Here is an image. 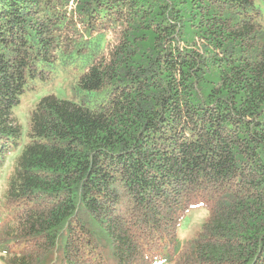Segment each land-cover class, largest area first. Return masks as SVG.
I'll list each match as a JSON object with an SVG mask.
<instances>
[{"label":"trees","instance_id":"trees-1","mask_svg":"<svg viewBox=\"0 0 264 264\" xmlns=\"http://www.w3.org/2000/svg\"><path fill=\"white\" fill-rule=\"evenodd\" d=\"M259 1L0 0V264H264Z\"/></svg>","mask_w":264,"mask_h":264},{"label":"rangeland","instance_id":"rangeland-1","mask_svg":"<svg viewBox=\"0 0 264 264\" xmlns=\"http://www.w3.org/2000/svg\"><path fill=\"white\" fill-rule=\"evenodd\" d=\"M259 5L261 6L264 18V0L259 1ZM66 83H63L61 78H58L56 82H53L51 85L38 83L34 85V89L32 92L28 93V97H21L20 103L15 107L14 113L19 120V123L22 127L23 136L27 133L28 129V116L29 112L34 107L36 102L42 96H46V94L52 92V88L55 87H64ZM2 192V185H0V193ZM207 211L205 208H195L189 211L185 220L180 224L177 230V238L179 242L183 243L185 241L190 240L200 228L203 220L207 216Z\"/></svg>","mask_w":264,"mask_h":264}]
</instances>
